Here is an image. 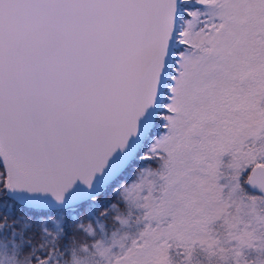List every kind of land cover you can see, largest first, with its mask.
I'll use <instances>...</instances> for the list:
<instances>
[{"label": "snow or ice", "instance_id": "snow-or-ice-1", "mask_svg": "<svg viewBox=\"0 0 264 264\" xmlns=\"http://www.w3.org/2000/svg\"><path fill=\"white\" fill-rule=\"evenodd\" d=\"M0 264H264V0H0Z\"/></svg>", "mask_w": 264, "mask_h": 264}]
</instances>
